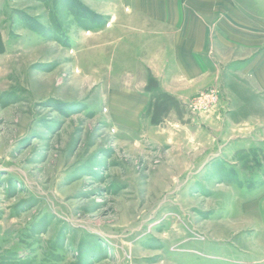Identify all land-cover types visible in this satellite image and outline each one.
I'll list each match as a JSON object with an SVG mask.
<instances>
[{
    "label": "rangeland",
    "instance_id": "obj_1",
    "mask_svg": "<svg viewBox=\"0 0 264 264\" xmlns=\"http://www.w3.org/2000/svg\"><path fill=\"white\" fill-rule=\"evenodd\" d=\"M136 2L0 0V264H264V95L226 70L137 93L115 20ZM215 3L226 67L229 31L264 42V0Z\"/></svg>",
    "mask_w": 264,
    "mask_h": 264
},
{
    "label": "crops",
    "instance_id": "obj_2",
    "mask_svg": "<svg viewBox=\"0 0 264 264\" xmlns=\"http://www.w3.org/2000/svg\"><path fill=\"white\" fill-rule=\"evenodd\" d=\"M221 5L215 0L213 3L205 0H143L133 3V8L125 6V12H129L125 14L127 17L122 16L124 13L115 14L116 22L123 23L117 56L134 60L132 85L137 93L147 87L152 75H163V94L179 99V91H185L184 94L192 97L193 93L215 85L216 76L226 70L224 85L230 83L228 80H232V76L238 81L246 79L247 84L251 83L264 95L262 39H248L241 32L229 31L226 37L230 42L224 56L235 59L225 64L226 67L214 52L217 27L227 22L219 15ZM222 6L225 8L224 3ZM125 40L134 47L128 46L127 51ZM228 93L224 92L226 97ZM256 123H264V118L256 119ZM255 131V140L264 145V125H257ZM251 133L243 137L244 142H250ZM256 204L258 222L264 226V186L257 191Z\"/></svg>",
    "mask_w": 264,
    "mask_h": 264
},
{
    "label": "built area",
    "instance_id": "obj_3",
    "mask_svg": "<svg viewBox=\"0 0 264 264\" xmlns=\"http://www.w3.org/2000/svg\"><path fill=\"white\" fill-rule=\"evenodd\" d=\"M213 100H214V97H213Z\"/></svg>",
    "mask_w": 264,
    "mask_h": 264
}]
</instances>
